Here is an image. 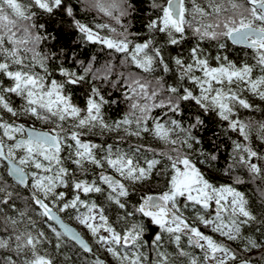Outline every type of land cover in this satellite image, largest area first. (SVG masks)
Returning <instances> with one entry per match:
<instances>
[{
  "label": "snow or ice",
  "instance_id": "6c2138e0",
  "mask_svg": "<svg viewBox=\"0 0 264 264\" xmlns=\"http://www.w3.org/2000/svg\"><path fill=\"white\" fill-rule=\"evenodd\" d=\"M0 264H264V0H0Z\"/></svg>",
  "mask_w": 264,
  "mask_h": 264
}]
</instances>
